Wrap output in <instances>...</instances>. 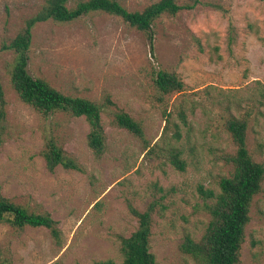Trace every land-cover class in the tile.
Listing matches in <instances>:
<instances>
[{
  "label": "rangeland",
  "instance_id": "rangeland-1",
  "mask_svg": "<svg viewBox=\"0 0 264 264\" xmlns=\"http://www.w3.org/2000/svg\"><path fill=\"white\" fill-rule=\"evenodd\" d=\"M45 1L0 0V84L6 99L0 197L51 214L61 242L44 228L0 223V264H123L121 240L138 228L132 210L143 212L151 204V251L158 264H197L181 245L187 236L200 239L208 224L200 188L216 189L234 169L236 145L227 129L232 117L247 119L249 151L264 162V0H198L194 9L156 23L153 48L145 33L102 12L39 24L29 74L67 95L113 102L103 113L102 157L88 145L84 118H45L12 86L14 55L2 46ZM118 1L142 11L159 0ZM159 70L177 73L185 90L162 93L154 82ZM117 111L141 123L143 140L114 124ZM49 138L82 171H48L42 153ZM250 216L240 264H264V183Z\"/></svg>",
  "mask_w": 264,
  "mask_h": 264
},
{
  "label": "trees",
  "instance_id": "trees-1",
  "mask_svg": "<svg viewBox=\"0 0 264 264\" xmlns=\"http://www.w3.org/2000/svg\"><path fill=\"white\" fill-rule=\"evenodd\" d=\"M197 4L198 0L191 4H181V0H159L142 11H130L118 0H46L40 10L26 21L22 31L2 46L3 51L14 55L10 66L12 86L23 103L45 118L58 113L84 118L90 126L88 145L98 157H102L107 150L103 113L113 102L108 98L101 104L88 98L67 95L46 80L31 76L28 65L35 28L50 21L59 24L71 23L83 16L102 12L119 17L130 27L145 33L153 48L156 23L164 16L176 17L184 10H192ZM154 82L164 94H180L185 90L183 80L175 72L159 70ZM5 106L6 99L0 84L1 120L5 118ZM113 118L116 126L144 139L141 123L130 114L117 111ZM227 129L236 145V153L230 157L234 169L229 176L220 178L216 189L200 188L209 221L200 239L187 236L181 245L182 252L197 264H240L246 228L251 221V207L255 198L263 191L264 162L256 161L249 151L247 119L234 116L228 121ZM42 154L50 172L58 167L82 171L79 162L55 138L47 139ZM174 163L184 170L179 159ZM155 210L153 204L143 212L132 210L138 221V228L130 237L121 240L123 264H158L151 251ZM0 223H8L16 229L44 228L57 243L61 242L62 232L51 214L33 212L4 197H0ZM97 264L116 263L104 261Z\"/></svg>",
  "mask_w": 264,
  "mask_h": 264
}]
</instances>
